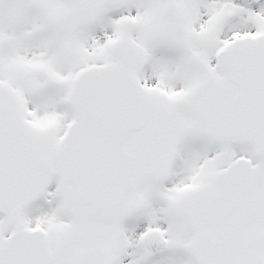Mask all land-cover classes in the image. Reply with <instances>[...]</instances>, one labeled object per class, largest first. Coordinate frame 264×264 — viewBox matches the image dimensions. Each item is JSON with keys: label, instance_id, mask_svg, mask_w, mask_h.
Returning <instances> with one entry per match:
<instances>
[{"label": "snow or ice", "instance_id": "snow-or-ice-1", "mask_svg": "<svg viewBox=\"0 0 264 264\" xmlns=\"http://www.w3.org/2000/svg\"><path fill=\"white\" fill-rule=\"evenodd\" d=\"M0 264H264V0H0Z\"/></svg>", "mask_w": 264, "mask_h": 264}]
</instances>
